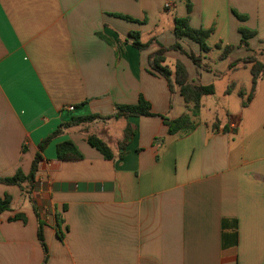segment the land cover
Segmentation results:
<instances>
[{
  "label": "crops",
  "instance_id": "obj_1",
  "mask_svg": "<svg viewBox=\"0 0 264 264\" xmlns=\"http://www.w3.org/2000/svg\"><path fill=\"white\" fill-rule=\"evenodd\" d=\"M185 17L211 29L207 53L176 39ZM240 28L253 33L246 46ZM132 32L148 47L134 48ZM162 48L172 73L179 62L188 83L213 85L197 116L173 75L171 90L151 71ZM255 63L264 65V0H0V179L28 175L49 137L27 188L0 182L10 198L0 264H264V77L247 100ZM140 97L152 116L58 131ZM183 115L194 129L168 134L166 120ZM67 141L80 159H57Z\"/></svg>",
  "mask_w": 264,
  "mask_h": 264
},
{
  "label": "trees",
  "instance_id": "obj_2",
  "mask_svg": "<svg viewBox=\"0 0 264 264\" xmlns=\"http://www.w3.org/2000/svg\"><path fill=\"white\" fill-rule=\"evenodd\" d=\"M239 20H243L244 17L239 16L236 14ZM118 17L125 19V20H132L127 16L118 15ZM174 35L176 39L180 38H187L196 44H198L200 50L204 53L209 51L208 46L206 45V39L211 34V29L209 30H197L192 29L189 27L188 18H176L174 20V28H173ZM239 33L241 35V43L242 45L246 46V40L250 38L253 33L243 28L239 29ZM130 37L133 39L132 46L138 50H143L148 47L149 43L143 44L139 41L138 33L132 32L129 34ZM171 49H178L179 45L176 43L171 47ZM229 50V48L224 49V53ZM165 51L164 48L160 49L157 53L149 56L148 64L153 73H156L168 81L169 88L172 90V83H171V76L173 75L174 84L179 87L180 95L182 96L186 105H191V116H197L199 109H200V99L203 96H209L214 94V87L213 85L207 86H195L191 85L187 82V73L185 71L184 66L176 62L174 66V72L164 66V57L163 52ZM189 59L198 67L201 66V59L199 57H195L192 54H188ZM252 74V89L250 92V96L247 100L251 99L253 93L255 91L256 84L259 79L264 77V65L261 63H255L251 68ZM153 114L150 112V105L149 103L144 100L143 98H139L137 104L135 105H117L115 106L114 114L109 117H102L99 115H90L81 118H72L69 123L62 124L59 126L58 131L61 129H65L69 126L78 125L80 123L92 121V120H107L110 118L113 119H128L129 117H139V116H152ZM166 125L168 126V134H174L177 131L183 132L184 134L190 132L194 129V124L190 121V116L183 115L180 118L168 121L166 120ZM57 131V132H58ZM127 139L132 136L133 131L130 128L126 129ZM49 141V137L44 139L38 146V151L34 156V159L31 164L30 172L28 175L24 176L20 170H17L15 174L10 178H3L0 179V182L3 184H11L17 185L22 189L25 184L26 188L29 183L34 181L35 173L38 169L39 162L42 159L41 151L44 149L45 144ZM87 142L90 146L94 147L97 151H99L106 159H112V153L110 148L104 143L101 139L90 136L87 139ZM57 159L64 160V159H80L81 155L75 149V147L70 142H62L59 143L56 147ZM9 201L10 198L8 196H4L0 199V212L7 210L9 208ZM59 223V222H58ZM59 234V233H58ZM61 236V235H59ZM37 238L40 242L43 251H44V262L47 259V249L44 244V239L42 235V225L39 222L38 231H37Z\"/></svg>",
  "mask_w": 264,
  "mask_h": 264
},
{
  "label": "built area",
  "instance_id": "obj_3",
  "mask_svg": "<svg viewBox=\"0 0 264 264\" xmlns=\"http://www.w3.org/2000/svg\"><path fill=\"white\" fill-rule=\"evenodd\" d=\"M165 8H169V5H165ZM73 109H74L73 107L68 108L69 111H73Z\"/></svg>",
  "mask_w": 264,
  "mask_h": 264
}]
</instances>
